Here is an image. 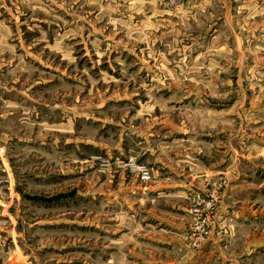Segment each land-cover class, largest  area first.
I'll return each mask as SVG.
<instances>
[{
  "label": "rangeland",
  "instance_id": "374dc122",
  "mask_svg": "<svg viewBox=\"0 0 264 264\" xmlns=\"http://www.w3.org/2000/svg\"><path fill=\"white\" fill-rule=\"evenodd\" d=\"M0 264H264V0H0Z\"/></svg>",
  "mask_w": 264,
  "mask_h": 264
},
{
  "label": "trees",
  "instance_id": "16d2710c",
  "mask_svg": "<svg viewBox=\"0 0 264 264\" xmlns=\"http://www.w3.org/2000/svg\"><path fill=\"white\" fill-rule=\"evenodd\" d=\"M27 199H30L32 201H39V202H43V203H48L51 202V200L56 199L60 196H53L51 198H45V197H41V196H26Z\"/></svg>",
  "mask_w": 264,
  "mask_h": 264
},
{
  "label": "built area",
  "instance_id": "2783aa9c",
  "mask_svg": "<svg viewBox=\"0 0 264 264\" xmlns=\"http://www.w3.org/2000/svg\"><path fill=\"white\" fill-rule=\"evenodd\" d=\"M159 1L160 2H163L165 4H168V5H172V4H180V3H183L186 0H159Z\"/></svg>",
  "mask_w": 264,
  "mask_h": 264
}]
</instances>
